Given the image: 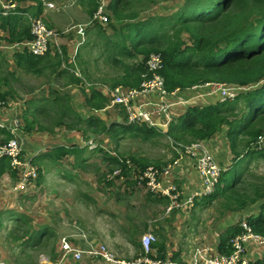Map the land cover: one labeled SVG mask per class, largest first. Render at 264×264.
I'll return each mask as SVG.
<instances>
[{
	"label": "crops",
	"instance_id": "crops-1",
	"mask_svg": "<svg viewBox=\"0 0 264 264\" xmlns=\"http://www.w3.org/2000/svg\"><path fill=\"white\" fill-rule=\"evenodd\" d=\"M100 1L104 2L105 10L110 18L111 13L108 9L110 0ZM75 2L83 10L89 22L92 15H89L87 3H82L80 0ZM18 3L27 7L28 12L36 9L34 6L36 3L33 0H21ZM175 10L153 15H170ZM28 12L17 15L23 25H29L28 18L32 15ZM39 15H43L49 29L56 27L58 19L49 20L50 12H47L44 6ZM93 23L100 24L97 21ZM93 23L85 28L82 35L75 30L73 35L69 36L60 37L58 34L54 40H51L48 55L45 54L46 56L41 58L30 55L25 50L10 54L0 49V98L3 95L5 101L2 118L9 127L13 118L19 119L18 136L23 157L27 158L38 171L30 192L48 178L55 183L59 178L65 182L64 186L69 188L65 187L62 191L63 204L59 205L60 208H55L56 211L60 210L58 215L49 216L47 220L33 221L25 211L18 209L20 201L11 199V196L19 193L11 189L15 179L9 168L0 165V185L2 184L0 190L6 193L4 195L8 202L0 206V211L3 213L5 210L8 211L4 215H26L29 218L30 231L46 227L48 234L41 238L46 240V237H49L47 235L52 234L50 236L52 239L55 235L53 237L55 241L51 242L55 245V252L58 239L61 236H67L77 246L85 247L87 243L95 246L104 244L117 258L131 259L139 252V236L150 231L156 237L155 242L163 243L165 256H174L179 263L189 262L192 253L200 247H206L210 255L221 253L219 244L222 236L238 223L240 212L225 211L216 205L215 210L218 211L219 220L215 225H210L213 218H208L206 212L209 202L216 198L210 200L207 195L201 194V179L192 158L182 150H176L165 135L169 122L181 116L189 106L188 104L207 106L218 100L216 94H210V88L197 87L181 90L171 96L176 101L178 99L175 96L191 97V99L186 98L190 101L188 104L169 107L165 115L161 113L154 116V121L157 123L155 128L161 131V136H155L146 141L135 138L137 142H131L128 155H138L148 164L162 168L174 158H179L172 167L170 176H162L163 180L172 181L181 192L177 205L171 208L168 197L139 185L136 177L131 173L114 177L110 175V167L116 164L113 163L114 161H105L104 157H106L105 154L116 156L117 154L114 149L116 145L107 134L92 130L84 134L81 129H68L64 124L56 122L58 112L54 101L56 95H65L83 119L96 116L106 124L126 123L123 107H108L105 104L100 109H93L86 104V99L90 97L91 91L95 90L109 100L115 86H129V82L135 79L134 67L141 56L116 55L123 65L128 67V70L124 72L122 64H114L107 59L104 39ZM100 25L106 27L104 24ZM105 35L113 38V32L110 29L106 30ZM8 36L7 31L0 28V41ZM126 44L129 47V42ZM57 48L62 49L63 57L57 54ZM56 55L60 57V60ZM122 76H125V84L115 85V81ZM156 100L157 93L153 91L135 98V101L154 102ZM8 128L0 129V141L8 139ZM205 141L222 171L229 169L234 162L233 148L239 153V157H244L241 164L244 169L255 159L253 156L245 155L247 147L244 145V137H239L234 147L231 146L226 126H222L221 130ZM165 142L163 149L159 151L160 147L157 146ZM138 146H143V149H138ZM57 148H63V151L67 153L57 158L53 152ZM73 150H77V153H71ZM65 164L70 166V172L61 170ZM58 172L62 175H57ZM55 176L57 179H53ZM52 196L53 206L59 204V194L53 192ZM25 197L22 196V198ZM27 198L32 199L33 195H27ZM253 214H255L254 211ZM153 244L151 253L157 256L158 250ZM248 248L254 255V261L262 259L257 249L251 246ZM48 263L53 264V261L49 260ZM72 264L110 263L99 258L83 257Z\"/></svg>",
	"mask_w": 264,
	"mask_h": 264
},
{
	"label": "trees",
	"instance_id": "trees-1",
	"mask_svg": "<svg viewBox=\"0 0 264 264\" xmlns=\"http://www.w3.org/2000/svg\"><path fill=\"white\" fill-rule=\"evenodd\" d=\"M11 1L16 4L15 8L6 16L0 15V28L6 30L9 35L0 41V44L31 38L30 25H23L17 16L22 12H28V8L18 3L21 0ZM33 1L36 3L34 5L36 9L28 14L38 16L43 10V2ZM80 1L87 3L89 15L93 16L99 6V0ZM132 1L110 0L108 9L111 16L106 23L107 27L100 25L102 24L100 22L93 23L104 39L108 60L123 65L116 55L141 56L134 67L135 79L133 78L127 87L139 88L142 81L150 76L145 64V58L150 53H159L162 58V66L158 72L163 77L164 87L168 91L175 88L184 90L207 82L234 83L249 87L230 101H218L207 106H187L181 116L169 122L165 134L169 140L182 145L199 139L206 140L221 130L222 126H226L227 137L232 147L239 137H244V145L247 147L245 155L253 156L255 159L258 156L264 157V146L259 149L251 146L259 135H264V0H178L177 9L170 15L148 14L146 17H141L137 10L131 8ZM139 1L147 5L156 0ZM107 29L113 32V38L105 35ZM126 42H129V47ZM58 55L56 57L60 60ZM121 67L124 72L128 70L125 65ZM120 83L125 84V76L115 81V85ZM0 99L5 103L3 95ZM107 102V98L95 90H92L90 97L86 99V104L93 109H100ZM54 103L58 112L56 119L58 124H64L68 129H81L84 134L90 130L98 131L111 138L116 145L114 149L117 156L105 154L104 160L114 161L115 166L121 164L122 171L127 170L125 175L131 173L136 177L139 170L150 165L138 155L122 156L117 153V143L124 137L146 141L161 136V131L155 127L144 123L106 124L96 116L83 119L65 95H56ZM7 134L8 139L12 137L9 131ZM3 140L0 144L7 141ZM53 152L57 158L67 153L63 148H57ZM233 152V164L221 172L214 192L207 197L210 200L222 197L219 208L225 211L238 212L248 204L258 203L257 213L247 216V221L255 232L264 235V175L258 182L242 181L246 168L244 169L240 163L242 164L244 157H239L234 148ZM71 153H77V150ZM126 160L131 164H126ZM0 165L9 168L12 177L17 180V171L11 169L8 156L0 155ZM238 184H245L246 187L241 188ZM31 187L30 185L26 191L17 192L28 193L32 190ZM7 212L5 210L4 213ZM4 213L0 211V226L5 218L4 223L11 222L23 229L21 236L16 240H20L18 245L24 257L19 259V253L15 260L19 261V264H37L26 249L37 247L45 241L41 236L48 234L46 227L30 231L29 218L26 215ZM240 229L237 223L223 234L219 244L221 253L229 252V239ZM47 236L49 237L46 238L50 240L52 234ZM153 246L157 247L158 257L175 260L174 256H165L163 243L155 242ZM151 256L155 255L151 253ZM250 264H264V258Z\"/></svg>",
	"mask_w": 264,
	"mask_h": 264
},
{
	"label": "built area",
	"instance_id": "built-area-1",
	"mask_svg": "<svg viewBox=\"0 0 264 264\" xmlns=\"http://www.w3.org/2000/svg\"><path fill=\"white\" fill-rule=\"evenodd\" d=\"M43 4L46 9H57L53 2H45ZM15 5L11 0H0V15H8L10 10L15 8ZM95 21L102 24L108 21V14L103 1L100 2L91 20L88 23L75 25L74 30L82 35L85 28ZM30 33L31 38L15 42H3L0 44V49L10 54L25 50L30 55L44 56L51 49V40H54L57 36L53 29H49L45 25L42 16L30 18ZM56 51L62 56L63 51L61 48H57ZM145 64L150 76L142 81L139 88L114 87L112 97L106 105L108 107L122 106L126 111L127 123H144L150 126H157L154 121L155 115L161 113L165 115L171 106L188 104L190 101H187L186 98L191 99V97L181 98L180 96H175L178 99L177 101L171 98V96L179 93L181 89L175 88L172 91H168L164 87L163 77L158 72L162 66V58L159 53H150L145 58ZM197 87L210 88V94L214 93L218 96L217 101L232 100L249 89L248 86L221 82H207L202 85L192 86L191 89ZM152 91L157 93L156 101H135L136 97ZM3 109L4 102L0 101V127L7 129L9 126L2 118ZM10 124L11 126L8 130L12 137L5 143L0 144V155L8 156L11 169L17 171L18 177L11 189L14 191H26L34 183L38 176V171L27 158L23 157L22 145L18 136L20 129L19 119L13 118ZM173 146L176 150H182V152L192 158L195 169L201 179V194L210 195L213 193L222 168L217 164L205 139H199L185 145L173 143ZM251 146H255L257 149L263 147V135H259L256 142L254 144L251 143ZM178 160L179 158L176 157L162 168L148 165L139 170V172L137 171L138 174L136 176V182L139 185H143L161 196L168 197L170 208L177 205L181 192L172 181L163 180L162 176H170L171 169ZM125 163L131 164L128 160ZM121 171L122 165H117V168L112 170L111 176H121ZM247 216L249 215H243L238 219V225L241 229L230 237L228 253L210 255L207 253L206 247L196 248L190 264H250L254 261V255H252L248 246L257 249L260 258H262L264 255V235L252 229L247 221ZM155 241L156 237L152 232L146 231L142 233L139 236L141 250H139L138 254L131 259H122L117 258L104 244L95 246L87 243V246L80 247L72 243L67 236H61L58 239L57 257L53 264H72L80 261L83 257L100 258L110 264H183L169 258L151 256L152 244Z\"/></svg>",
	"mask_w": 264,
	"mask_h": 264
},
{
	"label": "rangeland",
	"instance_id": "rangeland-1",
	"mask_svg": "<svg viewBox=\"0 0 264 264\" xmlns=\"http://www.w3.org/2000/svg\"><path fill=\"white\" fill-rule=\"evenodd\" d=\"M41 1L43 3L53 2L56 5L57 9L47 10V12H50L49 20L53 18L58 19V23L56 27L52 29L57 35L59 34L60 37L69 36L71 34L73 35L75 25L79 23H88L83 10L79 8L75 0H41ZM177 2L178 0H156L155 2H151L147 5H144L139 0H133L131 2L132 3L131 8L137 10L139 12V15H141V17H146V15L148 14H155L158 12L168 13L171 10L177 9ZM109 20L110 19L108 18V21ZM44 22L47 23L45 20ZM106 23L104 24V26L107 27ZM63 55L64 53L62 54V56L61 55L59 56L63 57ZM104 72L105 70L103 71V73ZM241 108H242V104H241ZM241 108H240V112L242 111ZM131 142L135 143L137 141L135 138H130V137L121 138L118 141L117 153L121 154L122 156H127L128 152L131 149ZM165 144L166 142L163 143L161 146H157L158 148L160 147L159 151L163 149ZM138 149L140 150L143 149V146H138ZM133 153L137 154V152H133ZM115 168H117V166L110 167L109 169L110 175L112 170ZM61 170L70 172L71 168L68 164H65ZM125 173H127V170H125L124 172L121 171L120 174H125ZM57 175H62V174L58 172ZM263 175H264V157L258 156V158L252 160V162L244 170L242 181H244L245 183L258 182L261 181L260 179ZM53 179H57V177L55 176ZM64 185L65 182L63 180H60L59 178H58V182L56 183L52 182L48 178L46 179V181L41 182L39 185H37L34 191L28 192L27 194L25 193L15 194V196H11V199L13 200L17 199V202L20 201L18 203V209L25 211L29 216H31L33 221L47 220L49 216H53L54 214L58 215L60 213V210L56 211L55 208L56 209L60 208L59 205L63 204L62 196H64V194H62V191L66 187ZM238 186L241 188L246 187L245 184H238ZM0 187H2V184L0 185ZM66 188L69 189L68 187ZM53 192L59 194L60 197L59 204H56L55 206H53L54 204V198L52 196ZM248 192H250V190H248ZM4 194L6 193H3L2 190H0V206H4L8 203L6 201V196ZM27 195H33V198L28 199ZM22 196H26V197L22 198ZM56 198L58 199V196H56ZM197 199L201 200L200 198ZM222 199L223 198L220 197V198H216L212 202H209V207L207 209L208 211L206 212V216H208V218H213L210 225H215L219 220L218 211H216L215 209H216V205L219 208V204ZM253 211L257 213L258 203L248 204L247 207L239 210L238 212H240V217H242L243 215L252 214ZM4 220L6 219H3L2 225L0 226V264H19V261L15 260L16 255L20 253L19 259L21 257H24V255H22V252L20 251L21 247L20 245H18V243H20L19 242L20 240L17 241L16 239L17 237L21 236L23 229L19 228L20 225L14 226L11 222L4 223ZM52 241L53 239L52 240L50 239L49 241V239L46 238V240L43 241L39 246L28 247L26 250L29 251V255L31 256V259L33 260L34 258L37 264H49L48 263L49 260L50 261L56 260V252L54 250L55 245L53 244V249H52V244H51ZM263 258L264 255L260 261H262Z\"/></svg>",
	"mask_w": 264,
	"mask_h": 264
},
{
	"label": "clouds",
	"instance_id": "clouds-1",
	"mask_svg": "<svg viewBox=\"0 0 264 264\" xmlns=\"http://www.w3.org/2000/svg\"><path fill=\"white\" fill-rule=\"evenodd\" d=\"M101 2V1H100ZM100 2H99V4H100ZM178 5V4H177ZM44 9L45 10H52V9H46L45 7H44ZM55 10V9H54ZM38 16H42V19H43V15H38ZM32 17H36V16H29V25H30V18H32ZM109 18V17H108ZM44 21V20H43ZM46 25V24H45ZM200 85H202V84H200ZM194 86H196V85H194ZM187 89H191V87L190 88H187ZM187 89H184V90H187ZM182 90V89H181ZM236 98V97H235ZM234 98V99H235ZM233 100V99H232ZM224 101H226V100H224ZM227 101H230V100H227ZM216 102H218V101H216ZM215 102V103H216ZM214 104V103H213ZM189 106H191L190 104H188ZM118 106V105H117ZM120 107H122V106H120ZM125 110V109H124ZM125 113H126V111H125ZM125 122H126V118H125ZM127 123V122H126ZM127 124H130V123H127ZM147 125V124H146ZM148 126H150V125H148ZM152 127H157V126H152ZM157 129V128H156ZM170 142L173 144L174 142H172L171 140H170ZM150 165H153V164H150ZM251 215V214H250ZM194 254V252L192 253V255ZM263 257V256H262ZM191 259L192 258H190V261H191ZM190 261L189 262H187V263H184V262H180V263H183V264H190ZM257 261V260H256Z\"/></svg>",
	"mask_w": 264,
	"mask_h": 264
}]
</instances>
